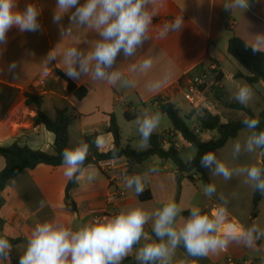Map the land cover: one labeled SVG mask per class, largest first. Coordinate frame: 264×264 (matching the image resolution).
<instances>
[{"label": "crops", "instance_id": "crops-1", "mask_svg": "<svg viewBox=\"0 0 264 264\" xmlns=\"http://www.w3.org/2000/svg\"><path fill=\"white\" fill-rule=\"evenodd\" d=\"M223 2L224 0H165L153 20L154 30L181 14L185 26L179 33L170 32L163 40L145 41L134 57L118 55L114 67H118L125 78L134 83L133 87L121 88L119 84L94 82L90 77H81L79 81L72 80L65 75L62 64H57L59 58L51 63L45 74L41 60L50 50L56 47L59 54L72 46L87 49L99 36L91 30L74 28L72 36L61 41L58 26L52 20L56 0H18L20 10L27 3H36L41 8L39 21L42 31L21 33L13 27L7 33V44L0 54V67L5 69L0 73V147H8L18 142L33 150L53 153L55 135L44 124L37 123V112L54 118L57 110H66L73 145L81 142L84 136L96 134L100 141L99 146L97 145L99 151H111L114 148V137L106 129L111 125L112 116H115L122 131L123 143L136 148L134 141L141 137L139 132L132 133L133 124L137 125V118H142L145 112L160 113L158 100L172 102L182 110L178 105L182 95L177 84L184 75L202 64L208 66L211 61H215L223 73L224 81L226 76L223 64L230 60L228 43L231 36L236 34L253 46L260 39L258 34H264V0H251L249 9L243 14L239 10L226 12ZM62 22L65 26L68 25L67 15ZM152 34L154 35V31ZM261 50L264 51V45ZM147 57L153 58L151 68L144 72L131 71V63H138ZM12 61L19 65L16 77L7 72V66ZM64 77L77 88H87V95L77 99L69 92ZM156 81H160L161 86L153 90L150 85ZM222 85L227 100L231 93L224 82ZM256 85L264 88L263 81L253 86ZM28 96L36 100L29 101ZM150 106L153 112H149ZM222 106L226 107V104L217 107L219 112V107ZM263 109L264 107L258 114L253 112L259 115ZM244 117L245 114L242 118ZM165 118L161 114L159 126L153 133L165 135L166 131L172 132L173 124L171 120L165 121ZM172 135H175L172 141L177 148V142L183 138L179 133H172L171 137ZM165 141H168V137ZM147 145L143 150L149 148V144ZM219 150L214 153L218 154L216 152ZM252 154V161L243 166L262 167V153L257 150ZM4 167L5 161L0 156V172ZM207 170L216 186V192L212 196L205 195L199 175L195 174L196 181H192L188 175L180 174L171 161L157 156L143 163L121 158L117 160L116 167L107 171L101 170L98 165H90L82 171L80 179L70 191L77 206V210L73 211L66 204V189L70 180L65 177L64 168L40 164L34 169L24 170L5 188V204L0 211L1 218L5 220L4 233L11 238H22L17 249L23 254L27 239L38 223L56 220L76 230L92 221L93 213H118L130 207L154 212L170 201L176 202L182 209L181 218L176 221V226L180 227L184 222L183 218L188 217L184 213L192 207H199L211 214L223 203L221 196L226 198L225 187L231 186L230 180L214 176ZM133 175L146 176L145 189L140 194L144 199L134 189L126 187L125 176ZM242 176L234 175L233 178ZM236 184H242L241 180H234L232 187H238ZM116 187L124 189L125 192L119 203L113 206L108 202V195ZM254 192L251 182H248L246 203L252 204ZM259 208L263 211L261 204ZM227 213L229 222L243 226H248L252 214L248 211L247 218H240L229 201ZM260 214L252 220V224H259L264 229V220L261 221ZM145 230L151 231V222ZM129 260L136 264L131 255L121 264L128 263ZM173 261L174 264H179L180 261L184 264H264V240L258 241L256 248L231 241L225 250L209 252L207 256L200 258L189 257L181 246L175 250ZM0 264H11L10 258H0Z\"/></svg>", "mask_w": 264, "mask_h": 264}, {"label": "clouds", "instance_id": "clouds-1", "mask_svg": "<svg viewBox=\"0 0 264 264\" xmlns=\"http://www.w3.org/2000/svg\"><path fill=\"white\" fill-rule=\"evenodd\" d=\"M165 0H56L53 23L57 24L61 41L72 36L74 28L94 31L99 38L87 49L78 46L67 47L57 53L50 50L41 62L47 74L51 63L57 58L62 70L70 79L79 81L90 77L94 82H107L121 88L134 86L123 72L114 67L117 56L134 57L137 50L148 40H163L170 32L179 33L185 26L183 16L164 23L154 30L153 20L163 7ZM251 0H224L226 12L239 10L242 14L249 9ZM41 8L36 3H27L18 9V0H0V54L7 44V33L17 28L21 33L42 31L39 21ZM68 16V25L63 24ZM154 31V35L152 34ZM251 46L254 52L261 51L264 34ZM153 58L147 57L138 63H131L132 72H144L152 67ZM19 65L12 61L7 72L16 77ZM5 69L0 67V73ZM160 81L150 85L155 90ZM253 90L248 85L240 86L234 99L247 106L253 98ZM160 113L145 112L137 118L140 145L148 144L153 132L159 126ZM247 135L232 144L231 155L239 159L244 154L259 150L264 153V131H257L260 121L245 118L242 121ZM99 146L100 141H96ZM89 144L81 141L73 148H65L62 153L64 175L69 180H79ZM200 165L210 170L214 176L230 180L234 175L246 176L254 190L264 196V168L255 165L231 168L217 158L214 152H207L200 158ZM91 179V177H90ZM145 177L125 176L126 187L134 189L137 195L145 189ZM204 193L212 196L216 192L214 184L204 186ZM223 203L211 214L201 208L192 207L189 216L183 218L182 226L176 221L181 218L182 209L174 201L165 203L154 212L140 207L122 209L112 216L96 217L80 228L73 230L56 220L38 223L27 239L26 248L19 258V264H121L128 256H133L136 264H174L173 256L178 247H183L189 257H205L209 252L224 250L231 241L242 242L249 248H256L257 242L264 240V229L253 223L249 226L236 225L228 220V200L221 196ZM151 222V231L146 226ZM12 249L8 239L0 237V258H6ZM179 264H184L180 261Z\"/></svg>", "mask_w": 264, "mask_h": 264}, {"label": "trees", "instance_id": "trees-1", "mask_svg": "<svg viewBox=\"0 0 264 264\" xmlns=\"http://www.w3.org/2000/svg\"><path fill=\"white\" fill-rule=\"evenodd\" d=\"M228 54L233 57L238 63H240L248 72L243 74L238 72L237 78L244 79L248 84L255 85L260 81L264 82V51L254 52L243 38L233 34L228 43ZM216 64L219 77L218 80L223 82V73L219 69L215 61H211ZM205 65H200L195 69V72L202 70ZM65 78V77H64ZM68 83L69 92L73 93L77 99L84 98L88 90L85 87L77 88L71 81L65 78ZM226 92L223 87H212L210 98L216 105V107L226 104V107L231 110L241 111L245 114L244 118L229 119L226 122L219 114H212L207 110H196L198 113V120L200 123V133L204 131H216L218 137L213 140H204L200 133H196L194 129L188 126L185 120H191V115H181V109L174 103L158 100L160 114L168 117L172 124V132L166 131L165 135L153 133L148 144L149 148L146 150H136L130 144L123 143L122 131L117 122L115 116H112L111 125L106 129L114 137V148L106 153L100 152L97 146V135L84 136L82 141L89 144V153L87 159L84 162L82 171L90 165H98L102 160L109 159H121L125 158L128 161H134L136 163H143L150 158L157 156L164 160L171 161L177 168L180 174H186L192 181H196L194 175H199V180L203 186L213 184L210 178L207 168L200 165V158L207 152H214L222 149L226 146L229 140L238 137L240 131L246 129L242 121L245 118H255L260 121V125L257 131H264V109L259 115H256L249 106L241 105L237 101L225 102ZM29 101H34L36 98L28 96ZM129 116V115H127ZM38 124H44L47 130L54 133V152L47 153L43 151L33 150L29 146L21 145L18 142L13 143L8 147H0V156L5 161V167L0 172V211L5 204L4 190L11 182L13 178L18 176L26 169H34L40 164H46L54 167L62 165L61 153L65 148H73L77 145H73L70 140L69 131V116L66 110H57L54 118L48 117L43 112H39L37 118ZM179 133L185 142L196 148L197 154L194 159L185 162L181 158L180 151L175 147V143L170 138L171 134ZM168 137L170 143L168 148L164 147V141ZM264 168V166H262ZM82 171L78 174L82 173ZM77 184V180H70L66 189V204L67 207L73 211L77 210L75 201L70 195L71 189ZM141 199H144L140 195ZM258 191L255 190L253 195V210L251 214V220L248 224H252V220L259 215V206L263 200ZM207 213L206 211H202ZM189 211L184 215L189 216ZM208 214V213H207ZM5 220L0 216V237H4L9 240L12 245L10 254L7 256L10 258L11 264H19V258L22 255L17 249V246L22 242V238H11L4 233ZM135 264V263H134Z\"/></svg>", "mask_w": 264, "mask_h": 264}, {"label": "rangeland", "instance_id": "rangeland-1", "mask_svg": "<svg viewBox=\"0 0 264 264\" xmlns=\"http://www.w3.org/2000/svg\"><path fill=\"white\" fill-rule=\"evenodd\" d=\"M230 60L226 61L223 64V70L225 73V79H224V85L226 87V89H228L231 93V95L228 97V101H236L234 99V95L236 90L242 86V85H248L249 87H251V89L253 90V98L250 100V102L248 103L247 106H250L251 108H253V111L258 114V112L264 107V88L256 85V86H251L250 84H248L244 79L241 78H237L236 74L238 72H242L244 74H248L247 70L240 64L238 63L233 57L229 56ZM227 100L225 99V102H227ZM178 105L181 106L182 110H181V115L183 117H185V115H191V120H185L186 123L188 124L189 127H191L192 129H200V123L198 120V113L196 110L192 109L188 103L186 101L183 100V98L181 97L178 101ZM220 112L219 114L222 115L223 120H229V119H236V118H242L244 116V113L241 111H235V110H231L228 109L226 107H219ZM150 111L149 112H153L152 107H149ZM218 110V109H217ZM165 121H169V118H165ZM163 126V125H162ZM172 126V124H171ZM138 132V127L136 124H133V131L132 133H137ZM155 132V131H154ZM205 132V133H204ZM203 133H200V136L204 139V140H213L216 139L218 137V133L215 132L213 134V131H204ZM247 135V130H242L239 133V136L235 139L230 140L227 145L217 151L216 154L220 160H222L223 162H225L229 167L231 168H236V166H243L247 163H250L253 159V154H244L242 155L239 159H233L232 155H231V149H232V144L236 139H240L243 140V138ZM171 139L175 138V135L172 137L170 136ZM140 139L141 138H137L136 141H134V149L136 150H143V148H145L148 145L145 146H141L140 145ZM177 148L180 150V155L181 158L183 159V161L188 162L192 159L195 158L196 154H197V150L195 147H193L192 145L188 144L187 142H185L183 139H179V141L177 142ZM262 166H264V155L262 154ZM234 180H241L242 184H236L238 185V187H232V183L234 182ZM215 181L218 182V180ZM222 181V180H221ZM223 182V181H222ZM221 182V184L223 185V183ZM230 185H224L225 187V196L226 199L229 201V204L234 207L236 209V214H239L241 217L240 218H247V213L248 211L253 210V205L246 203V198L245 197L247 195V185L248 182H246V176H242L235 178H231L230 179ZM225 184V183H224ZM200 185V183H199ZM246 203V204H245ZM262 205V209L263 211L260 210L259 208V213H261L260 217H261V221L264 220V200L261 202ZM261 211V212H260ZM247 220V219H246ZM250 222V221H248ZM259 225V224H258Z\"/></svg>", "mask_w": 264, "mask_h": 264}, {"label": "built area", "instance_id": "built-area-1", "mask_svg": "<svg viewBox=\"0 0 264 264\" xmlns=\"http://www.w3.org/2000/svg\"><path fill=\"white\" fill-rule=\"evenodd\" d=\"M219 71L215 64L211 63L204 66L202 70L192 71L184 75L177 84L178 91L182 95L184 101L194 110H207L212 114H219L216 105L210 98L212 87H221L222 84L218 80ZM196 133H200L199 129H195ZM170 145L169 141H164V147ZM119 160V159H118ZM117 160H102L98 163V167L107 171L116 167ZM124 189L114 188L108 195V202L111 205H117L124 196ZM117 214L102 211L93 213L91 219L101 216H112ZM225 250V249H224Z\"/></svg>", "mask_w": 264, "mask_h": 264}, {"label": "water", "instance_id": "water-1", "mask_svg": "<svg viewBox=\"0 0 264 264\" xmlns=\"http://www.w3.org/2000/svg\"><path fill=\"white\" fill-rule=\"evenodd\" d=\"M35 105H37V103H35ZM37 114L39 115V112H37ZM262 153V152H261ZM264 155V153H262ZM132 260H129L128 263H125V264H132Z\"/></svg>", "mask_w": 264, "mask_h": 264}]
</instances>
